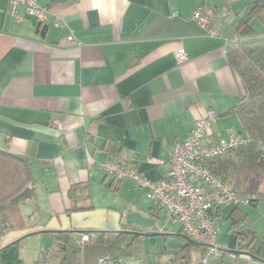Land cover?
Returning <instances> with one entry per match:
<instances>
[{"label": "crops", "instance_id": "1", "mask_svg": "<svg viewBox=\"0 0 264 264\" xmlns=\"http://www.w3.org/2000/svg\"><path fill=\"white\" fill-rule=\"evenodd\" d=\"M11 1L0 0V149L28 159L35 188L29 226L75 232L24 238L0 252L3 264H38L47 250L65 243L55 233L77 246L83 233L92 239L97 232L131 229L129 212L152 217L146 191L129 179L112 181L101 163L118 160L160 181L175 144L200 118L216 115L205 143L242 131L235 109L246 89L226 46L252 0H36L62 19L46 29L24 6L12 16ZM197 10L209 17L216 36L193 19ZM181 49L188 61L179 65ZM76 186L87 187L90 197H71ZM226 209L216 223L231 222ZM157 211L163 231L184 234L165 209ZM31 230L8 233L0 248ZM230 232L227 246L238 249ZM141 241L151 264H175L176 252L185 248L166 250L161 237ZM190 252L199 262L204 248L193 245Z\"/></svg>", "mask_w": 264, "mask_h": 264}, {"label": "trees", "instance_id": "2", "mask_svg": "<svg viewBox=\"0 0 264 264\" xmlns=\"http://www.w3.org/2000/svg\"><path fill=\"white\" fill-rule=\"evenodd\" d=\"M248 8V17L240 20L227 42L226 54L246 89V95L235 111L241 120V133L249 138V142L205 160L204 165L233 192L250 198L251 207H257L264 202V0H252ZM76 193L80 194L79 199L90 197L87 187H74L70 196ZM34 201L35 188L28 159L0 149V242L14 231L32 229L27 234L37 232L34 226H29V219L20 208ZM157 208L153 205L149 209L156 221L159 219ZM221 212L222 208L216 210L214 219ZM227 217L239 250L255 252L259 245H264V234L260 238L256 236L244 210L235 207ZM125 231L97 232L90 242L77 246L72 245L66 235L55 233L54 236L65 243L55 250H47L38 264H98V259L104 255H109L116 264L127 257L134 258L138 264H151L150 253L141 237ZM192 247L193 244H188L183 252H176L175 264H202L201 261L193 262ZM236 255L233 258L224 254L211 264H260L253 258ZM0 264H3L1 259Z\"/></svg>", "mask_w": 264, "mask_h": 264}, {"label": "built area", "instance_id": "3", "mask_svg": "<svg viewBox=\"0 0 264 264\" xmlns=\"http://www.w3.org/2000/svg\"><path fill=\"white\" fill-rule=\"evenodd\" d=\"M22 6L29 15L36 17L41 26H46L51 21L57 27L62 24L61 17L53 8L40 7L36 0H12L10 14L16 16ZM193 19L210 37L218 34L209 17L201 10L194 12ZM68 40L76 41L73 35H70ZM176 59L178 64L182 65L188 61V55L181 49L176 53ZM215 121L216 115L210 114L194 123L185 141L175 144L167 176L160 181H151L138 170L118 160L99 165V170L107 177L133 180L147 192V197L154 205L165 209L173 222L180 225L184 235L203 246L202 264H211L224 254L233 258L237 256L229 252L228 246L218 241L220 228L214 219L215 211L228 206L243 208L252 204L250 198L233 192L204 165L205 160L224 155L249 142V138L240 132L228 138L205 143L206 133ZM90 241L91 234L81 235L80 244ZM98 264L116 263L109 255H104L98 259Z\"/></svg>", "mask_w": 264, "mask_h": 264}, {"label": "water", "instance_id": "4", "mask_svg": "<svg viewBox=\"0 0 264 264\" xmlns=\"http://www.w3.org/2000/svg\"><path fill=\"white\" fill-rule=\"evenodd\" d=\"M47 26L48 25L44 26V29L48 28ZM20 208H21L22 213L24 214L25 217H27L28 219H31L33 217L34 205L23 204V205H21ZM126 223L128 224V226H130L132 228L133 227L138 228V230L132 229V228L128 229L127 231H125L126 233H128L129 235H132V236H140V237H145V238L161 237L163 239L164 244H165L164 248L166 250L183 249L185 247V245H188V244L200 245L199 243L193 241L188 236H186L182 233L174 234V233H168V232L163 231L162 228H160V224H158L155 219H153L152 217H146L143 213L138 212V211L129 212L126 215ZM142 228L154 229L157 232L145 233V232L141 231ZM51 232L71 233V232H75V231H40V232L30 233V234L25 235L21 239L6 245L5 247H1L0 252H2L5 249L10 248L14 244L19 243L22 239L30 237L31 235H35V234H39V233H51ZM176 238L183 239L186 242L185 245L182 242H180V243L176 242ZM229 252L253 258L258 263L264 264V245L263 246L259 245L255 252H243L239 249H232ZM171 262L173 263L174 260L171 259Z\"/></svg>", "mask_w": 264, "mask_h": 264}, {"label": "rangeland", "instance_id": "5", "mask_svg": "<svg viewBox=\"0 0 264 264\" xmlns=\"http://www.w3.org/2000/svg\"><path fill=\"white\" fill-rule=\"evenodd\" d=\"M131 180V179H129ZM133 181V180H132ZM134 185L136 188L142 189L137 186V184L133 181ZM20 188V185H19ZM146 196L144 201L147 204L148 203V197L147 193L145 192ZM244 211L249 215L250 221L253 223L254 230L256 231V236L260 238L264 234V202H260L257 207H251V206H246L243 208ZM234 210V206H229L227 207L226 211L231 213ZM217 224L220 228V232L218 235V240L223 244V245H229L232 241V233L230 232V227H231V222L227 221H222L219 220L217 221ZM126 262H131L132 264H136L134 258H124Z\"/></svg>", "mask_w": 264, "mask_h": 264}]
</instances>
